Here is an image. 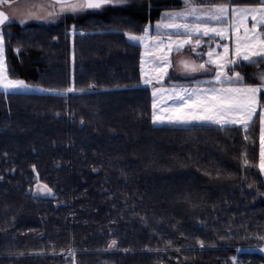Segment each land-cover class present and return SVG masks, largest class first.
Listing matches in <instances>:
<instances>
[{"label":"trees","instance_id":"16d2710c","mask_svg":"<svg viewBox=\"0 0 264 264\" xmlns=\"http://www.w3.org/2000/svg\"><path fill=\"white\" fill-rule=\"evenodd\" d=\"M151 1L3 25L10 77L49 92L0 90V264H264L259 120L248 141L152 124L142 47L125 33L182 2Z\"/></svg>","mask_w":264,"mask_h":264},{"label":"snow or ice","instance_id":"6c2138e0","mask_svg":"<svg viewBox=\"0 0 264 264\" xmlns=\"http://www.w3.org/2000/svg\"><path fill=\"white\" fill-rule=\"evenodd\" d=\"M7 2L8 0H0V4ZM181 2V11L163 14L162 21L167 19L168 22L155 25L156 35L150 36L148 26L143 29L142 35L125 33L129 41L142 44L146 53L152 56L153 67L147 75L144 72L143 57L141 60L143 85H153L151 122L153 125L211 124L222 130L235 128L242 131L244 139L248 141L251 137L250 130L256 125L258 118L261 144L258 167L264 174V101L261 99V94L264 93V72L256 73L258 83L252 84L247 83L245 77L236 70L242 66L264 62V0H259V6L244 8L233 6L232 0L219 5L209 3L208 0ZM128 3L129 0H50V5H58L60 12L72 13L101 10ZM189 18L191 22H188ZM178 19L185 22L178 23ZM6 23L10 24L11 20L4 12H0V26ZM161 29L172 30L168 33L167 40L158 38L162 35ZM230 33L235 35L231 55L228 43H216L212 46V40L219 38L223 41L229 38ZM173 36L176 38L173 39ZM203 37L208 39L202 44ZM146 41L149 42L145 43ZM185 46H189V51L197 57L207 56V60L199 63L179 61L183 74L194 75L202 72L209 74L211 79L197 80L191 87L172 82L173 77L168 70L174 68V62L169 54L180 53ZM203 48L209 50L198 51ZM221 48L222 52L217 51ZM166 79L168 87L163 86ZM201 85L210 86L205 88ZM30 87L23 80L10 78V69L5 60V35L0 32V90L7 95ZM74 91L72 87L67 89V92ZM242 159L245 169L252 166L246 152L242 153ZM35 194L53 195L52 189L47 185L38 187ZM259 239L264 241V236ZM115 244L116 241L113 240L109 247ZM199 245L203 248L204 242L199 241ZM261 251H264V247ZM232 264H238L236 257L232 258Z\"/></svg>","mask_w":264,"mask_h":264},{"label":"rangeland","instance_id":"374dc122","mask_svg":"<svg viewBox=\"0 0 264 264\" xmlns=\"http://www.w3.org/2000/svg\"><path fill=\"white\" fill-rule=\"evenodd\" d=\"M132 0H129V2H131ZM149 5H153L151 0H148ZM0 6L2 8H4L10 16V20L11 22H19V23H27L30 21H39V22H47V21H57L59 20L61 17H63L64 15L62 14L63 12H60L59 10V6H55L52 7L50 5V0H16V1H11V2H7V3H3L0 4ZM254 6H259V4H247V5H235V7H240V8H244V7H254ZM182 8H178V9H172V10H166L165 12H171V11H181ZM89 10L84 11V12H77V13H73L76 16H82L84 14H86ZM51 13V15L49 14ZM68 13H72V12H68ZM164 14V13H163ZM163 16H161L158 20H156L155 22H149L148 24H146L144 26V28L146 26H148L150 28V36H154L156 35V29H155V25L157 23H167V19H164L162 21ZM185 22L183 20L178 19L177 22L179 23ZM250 21H249V26H250ZM7 25V24H6ZM225 27H227V25H225ZM5 28L3 26L0 27V32H3ZM78 31V30H77ZM172 30H165V29H161L160 32L162 33L161 36H159L158 38L160 39H164L167 40L168 39V33L171 32ZM75 32V31H74ZM4 33V32H3ZM126 33H131L134 35H142L143 32L141 33H135V32H131L128 31ZM173 39H175L176 37L173 36ZM235 40V35L234 34H229V38H226L223 41H220L219 38H216L214 40H212L211 44L212 46H215L216 43H228L230 46V55L233 49V42ZM131 42V41H130ZM149 41H146L145 43H148ZM194 42V40H193ZM133 43V42H132ZM202 43V41H201ZM138 45H141L142 47V57L145 61L144 63V72L145 74H149L151 72V69L153 67L151 60H152V56L150 54H147L145 51V48L142 44L139 43H135ZM189 49V46H185L184 50ZM209 49H207L206 51H208ZM217 51H221L222 52V48L221 49H217ZM170 58L173 60L174 62V68H169V74L173 77L172 82L176 83V84H181V85H185V86H194V81L193 83L190 84H184L183 81L186 80V78H184L181 74L177 73V66L180 65L179 61H180V55H178L176 52H172L169 54ZM203 60H207V56H203L202 57ZM5 60L7 63V56H6V44H5ZM202 60V61H203ZM8 65V64H7ZM237 71H239L241 73L242 76L245 77V80L247 79L248 75H251V81H255L253 82H247V83H252V84H256L258 83V80L255 78V74L258 72H264V63L261 64V66L258 69H255L254 71H251L250 73H246L243 72L240 69H236ZM199 74V73H198ZM203 74L206 73H202L201 75H199L200 78L197 79V77H194V79L192 80H208L209 77H203ZM11 78V77H10ZM181 78V79H180ZM191 78V77H190ZM211 79V77L209 78ZM22 80V79H20ZM26 84H28L30 87V89L27 90H19L16 92H23V93H41V92H49V89L43 87V86H39V85H35V84H31L29 82H26L25 80H23ZM187 82V81H184ZM164 87H168L169 83L167 81V79L165 80V83L163 85ZM210 85H201V87H209ZM147 87H150V92H151V102L153 103V95H152V90H153V85H148ZM155 87H160V85H155ZM2 91V90H1ZM165 99L167 100V97H165ZM168 103L170 104L171 101L169 100ZM153 111V110H152ZM195 124V123H193ZM264 175V174H263ZM43 186V185H38V187ZM264 247V246H263ZM262 248V247H261ZM264 252V251H263Z\"/></svg>","mask_w":264,"mask_h":264},{"label":"crops","instance_id":"0c3cea01","mask_svg":"<svg viewBox=\"0 0 264 264\" xmlns=\"http://www.w3.org/2000/svg\"><path fill=\"white\" fill-rule=\"evenodd\" d=\"M257 4H259V3H257ZM217 5H219V4H217ZM233 6H235V5H233ZM183 6H181V7H178V8H182ZM178 8H170V9H166V10H172V9H178ZM166 10H164L163 12H162V16H163V13H165V11ZM158 20V19H157ZM153 22H155V21H153ZM188 22H191V18H189V21ZM179 23H180V21H179ZM148 24V23H147ZM208 38L207 37H203L202 38V44H203V42H204V40H207ZM212 42V41H211ZM207 50V48H203V49H198V51H206ZM178 55H180V61L181 60H189V61H196L197 63H199V62H202V60H203V58L202 57H197L194 53H192V52H190L189 51V49H187V50H185V51H182V52H180V53H177ZM262 63H264V62H261V63H259V64H257L254 68H253V71L255 70V69H258L260 66H261V64ZM178 68H177V73H179V74H181L184 78H186L187 80L188 79H194V77H197V79L198 78H200L199 77V75H201V73H196V74H194V75H184L183 74V68H182V66L181 65H178L177 66ZM211 77L209 74H203V77ZM191 77V78H190ZM208 78V79H209ZM181 79V78H180ZM197 81V80H196Z\"/></svg>","mask_w":264,"mask_h":264},{"label":"water","instance_id":"95a60500","mask_svg":"<svg viewBox=\"0 0 264 264\" xmlns=\"http://www.w3.org/2000/svg\"><path fill=\"white\" fill-rule=\"evenodd\" d=\"M0 12H4V14L10 18L8 12H6L4 9L0 8ZM0 27H1V26H0Z\"/></svg>","mask_w":264,"mask_h":264}]
</instances>
